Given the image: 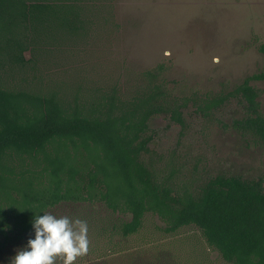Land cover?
<instances>
[{
	"label": "trees",
	"instance_id": "obj_1",
	"mask_svg": "<svg viewBox=\"0 0 264 264\" xmlns=\"http://www.w3.org/2000/svg\"><path fill=\"white\" fill-rule=\"evenodd\" d=\"M104 4L0 0V252L31 229L33 214L64 200L101 198L120 213L110 221L109 234L126 239L153 212L168 233L196 225L231 264H264V176L221 173L195 192L179 191L159 181L144 158L152 140L149 121L165 114L184 125L185 99L171 96L160 83H148L130 98L111 92L88 109L54 94L39 96L7 85L6 75L25 68L51 45L85 34ZM258 79H264V71L246 77L229 94L244 110L236 121L241 136L264 146V113L251 83ZM224 98L229 96L214 103ZM27 156L42 160L43 168H26ZM117 246L113 243L103 256L81 264H170L144 249L116 255Z\"/></svg>",
	"mask_w": 264,
	"mask_h": 264
},
{
	"label": "rangeland",
	"instance_id": "obj_2",
	"mask_svg": "<svg viewBox=\"0 0 264 264\" xmlns=\"http://www.w3.org/2000/svg\"><path fill=\"white\" fill-rule=\"evenodd\" d=\"M93 19L85 34L58 41L25 68L6 75L7 85L39 96L54 94L89 109L111 92L127 99L148 83H160L187 105L184 125L165 114L149 121L152 140L144 158L159 181L195 192L221 173L264 176V146L241 136L236 121L244 110L229 94L246 77L264 71V0H105ZM25 55L32 56L30 51ZM251 83L264 113V79ZM25 161L26 168L44 166L31 156ZM45 212L87 222L88 251L73 264L103 256L113 243L118 244L116 255L144 249L170 264H231L199 227L168 233L153 212L126 239L109 234L110 221L120 213L101 198L64 200ZM31 235L32 229L1 251L0 264H11Z\"/></svg>",
	"mask_w": 264,
	"mask_h": 264
},
{
	"label": "clouds",
	"instance_id": "obj_3",
	"mask_svg": "<svg viewBox=\"0 0 264 264\" xmlns=\"http://www.w3.org/2000/svg\"><path fill=\"white\" fill-rule=\"evenodd\" d=\"M32 235L18 247L11 264H73L88 251V225L79 218L57 216L49 212L33 214L30 221Z\"/></svg>",
	"mask_w": 264,
	"mask_h": 264
}]
</instances>
